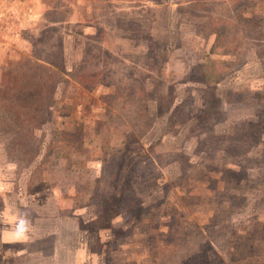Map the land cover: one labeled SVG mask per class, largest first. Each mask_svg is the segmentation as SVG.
Segmentation results:
<instances>
[{
  "label": "rangeland",
  "instance_id": "rangeland-1",
  "mask_svg": "<svg viewBox=\"0 0 264 264\" xmlns=\"http://www.w3.org/2000/svg\"><path fill=\"white\" fill-rule=\"evenodd\" d=\"M27 62L60 78L0 130V264H264V0H0V74Z\"/></svg>",
  "mask_w": 264,
  "mask_h": 264
},
{
  "label": "trees",
  "instance_id": "trees-1",
  "mask_svg": "<svg viewBox=\"0 0 264 264\" xmlns=\"http://www.w3.org/2000/svg\"><path fill=\"white\" fill-rule=\"evenodd\" d=\"M235 1L226 0L228 3ZM220 22V17L210 15L206 24L214 28ZM20 68L6 69L0 74V130L6 129V133L13 134L11 138L14 143L15 141L21 143L19 140L24 138L29 141L32 131L41 123V116L53 105L52 96L55 87L53 83L55 84L60 78V72L46 64L27 62ZM189 69L192 78L198 79L197 76L202 75V71L197 68L189 67ZM83 75V72L74 73L71 79L79 83ZM209 96L211 102L215 100L213 106L216 107L219 100L215 95L209 94ZM215 107L208 105L205 107L207 109L198 115L201 116V123L207 122L209 125L224 120L226 113Z\"/></svg>",
  "mask_w": 264,
  "mask_h": 264
},
{
  "label": "crops",
  "instance_id": "crops-1",
  "mask_svg": "<svg viewBox=\"0 0 264 264\" xmlns=\"http://www.w3.org/2000/svg\"><path fill=\"white\" fill-rule=\"evenodd\" d=\"M6 194L0 186V223L6 229H0V244H16L21 243L22 247L18 251H23L25 243H23L22 236L25 235V231L22 229L13 228L15 221L13 216L10 215V204L7 202ZM17 225V224H16ZM20 225V224H19ZM16 257H22L23 253L15 255Z\"/></svg>",
  "mask_w": 264,
  "mask_h": 264
}]
</instances>
